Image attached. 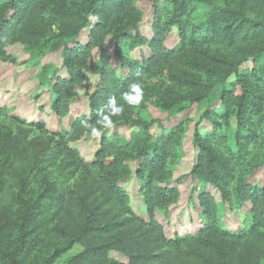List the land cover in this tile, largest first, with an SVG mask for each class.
<instances>
[{
  "label": "trees",
  "instance_id": "trees-1",
  "mask_svg": "<svg viewBox=\"0 0 264 264\" xmlns=\"http://www.w3.org/2000/svg\"><path fill=\"white\" fill-rule=\"evenodd\" d=\"M142 1L152 8L148 36L135 5ZM219 1L0 0V61L15 63L7 48L25 47L48 81L52 115L70 116L78 89L88 110L51 133L56 141L48 156L59 162L62 185L44 179L32 194L22 187L10 207L0 203V264H54L74 248L79 251L62 264H264V173L258 177L264 168V0ZM201 6L210 9L195 24ZM173 30L178 42L167 48ZM54 54L60 67L50 70L41 60ZM137 73L144 100L130 106L120 97ZM216 87L218 106L200 121L210 129L199 122L192 132L189 203L199 226L167 237L156 213L181 198L167 171L179 128L160 126L152 134L141 112L147 100L163 112L200 104ZM111 96L124 112L86 163L69 144L91 134L80 121L95 124L97 109ZM19 121L45 128L37 120ZM122 127L130 129L126 139L117 132ZM79 173L66 187L64 181ZM129 181L144 217L130 206ZM234 210L246 211L244 224H226L222 216ZM50 237L65 247L37 260L34 254Z\"/></svg>",
  "mask_w": 264,
  "mask_h": 264
},
{
  "label": "rangeland",
  "instance_id": "rangeland-1",
  "mask_svg": "<svg viewBox=\"0 0 264 264\" xmlns=\"http://www.w3.org/2000/svg\"><path fill=\"white\" fill-rule=\"evenodd\" d=\"M211 1L220 3L219 0ZM135 5L143 12L141 31L148 36L150 35L148 25L152 13L151 5L145 1L135 2ZM209 9L207 6L196 9L193 14L194 23L202 22ZM177 42L176 31L173 30L166 39V47L172 48ZM7 51L15 59V63L0 61V107L2 108L0 116V203L3 208L11 206L13 198L20 193L22 187L28 186L27 192L32 194L39 190L44 179L62 185L57 178L60 172L59 162L53 164L48 156L49 149L56 141L51 133L65 130L70 116L88 113L83 89H78L74 96L70 116L62 120L54 117L49 109L48 81L46 77L39 74L40 67L35 64L38 60L21 45H10ZM41 62L50 64V70L60 67L58 54L44 57ZM48 75L49 72L47 73L49 78ZM87 76V83H90L93 77L92 72H88ZM153 83L158 84L159 81ZM218 96L219 87H216L202 103L194 105L184 103L169 112H163L153 104H148L147 100L144 104L145 110L141 112L142 119L148 124H153L152 134H156L160 126L171 128L178 125L179 128L167 171L169 181L181 192V198L177 204L169 208L168 212L162 210L156 213V219L163 226L167 237H172L174 234L184 235L199 226L194 208L189 203L190 189L194 185L189 175L196 156L192 145V132L195 124L201 121L202 114L207 109L218 106ZM14 117L28 122L37 120L43 123L45 128L40 130L28 126ZM199 125L203 131L210 129V125L205 121ZM111 132L113 131L106 132L107 136ZM117 132L119 136L126 139L130 129L122 127L118 128ZM99 139L100 137L89 134L69 146L75 147L83 160L89 163L93 160ZM263 173L264 168L258 174L259 179ZM80 175L79 173L71 181L65 180V186L72 188ZM125 188L131 208L144 217V207L141 198L136 193L134 181H129ZM245 212V210L227 211L222 217L228 226L234 227L242 225V221L244 224V219L247 218ZM64 247L60 240L50 237L45 240L42 248L37 250L34 257L37 260L43 259ZM78 251L77 248L67 251L54 264H62L65 258Z\"/></svg>",
  "mask_w": 264,
  "mask_h": 264
},
{
  "label": "clouds",
  "instance_id": "clouds-1",
  "mask_svg": "<svg viewBox=\"0 0 264 264\" xmlns=\"http://www.w3.org/2000/svg\"><path fill=\"white\" fill-rule=\"evenodd\" d=\"M139 73H137V79L132 82L127 91L122 93L120 99L125 104L130 106H138L144 100V89L139 80ZM124 112V106L118 103L116 96L109 97L107 103L97 109L98 119L95 124H90L88 120H81V127L90 130V133L94 137H101L104 130H110L115 126L114 117H119Z\"/></svg>",
  "mask_w": 264,
  "mask_h": 264
}]
</instances>
